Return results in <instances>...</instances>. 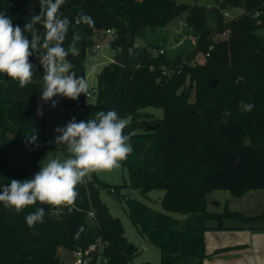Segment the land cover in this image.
<instances>
[{"label": "trees", "instance_id": "obj_1", "mask_svg": "<svg viewBox=\"0 0 264 264\" xmlns=\"http://www.w3.org/2000/svg\"><path fill=\"white\" fill-rule=\"evenodd\" d=\"M233 8L240 13L226 17ZM39 9V0H0V13L22 29ZM60 11L73 21L64 47L72 43L74 32L84 37L76 43L77 54L68 56L78 76L86 78L85 53L99 32L112 30L108 46L123 51V65L110 62L96 74L91 100L85 94L76 100H53L55 105L79 107L85 122L100 111L130 116L124 133L132 134L133 151L121 162L129 182L111 184L93 173L77 186L74 206L37 203L17 212L0 202V264H64L58 245L75 250L97 238L106 244V264H128L137 249L125 237L121 220L100 198L101 189L118 198L125 197L124 187L143 194L163 190V211L125 197L130 222L158 247L160 264H203L207 218H234L250 223L247 228L263 227L258 222L264 212L248 215L227 206L211 212L206 195L213 189H226L234 196L264 189V0H221L210 7L176 0H66ZM82 14L91 16L94 25L75 24ZM176 17L195 37L183 58L170 59L165 52L153 57L150 49L160 45L152 40L133 49L134 38L144 30L165 26ZM42 23L36 25L41 31ZM197 53L203 54V62L191 63ZM30 62L35 75L23 88L18 80L0 74V186L34 176L8 163V134L30 146L48 145L38 108L52 106V101L40 99L43 68L36 55ZM178 67L179 73L167 75V69ZM242 102L254 108L245 112ZM146 106L160 109L161 116L142 111ZM225 111L231 113L227 124ZM33 136L35 143L30 142ZM37 207L45 209L43 222L29 228L26 216Z\"/></svg>", "mask_w": 264, "mask_h": 264}, {"label": "clouds", "instance_id": "obj_2", "mask_svg": "<svg viewBox=\"0 0 264 264\" xmlns=\"http://www.w3.org/2000/svg\"><path fill=\"white\" fill-rule=\"evenodd\" d=\"M66 0H39V14L30 18L23 29L14 25L12 18L0 13V74L18 80L23 88L31 83L35 75V66L30 57L37 56L43 68L40 99L52 101L62 96L76 100L81 94H87L88 83L83 76H78L68 56L76 55V43L84 37L74 32L72 43L64 47L69 27L73 23L64 17L60 9ZM43 21L41 28L36 25ZM94 25L91 16L82 14L75 19V24ZM30 33V35H26ZM43 49V51H42ZM245 112H250L254 105L243 103ZM230 111H225L223 123ZM127 121L115 110L106 113L100 111L86 122L70 120L65 126L57 127L55 137L57 145H66L69 153L64 160L50 159L41 164L40 170L32 178L11 179L7 185L0 186V202L6 208L17 212L39 203L51 206H74L78 197L77 186L85 182L91 173L119 168L132 153L131 133L125 134ZM36 137L30 138L35 143ZM44 207L26 216L29 228L42 223L45 216Z\"/></svg>", "mask_w": 264, "mask_h": 264}, {"label": "rangeland", "instance_id": "obj_3", "mask_svg": "<svg viewBox=\"0 0 264 264\" xmlns=\"http://www.w3.org/2000/svg\"><path fill=\"white\" fill-rule=\"evenodd\" d=\"M177 2L205 5L207 7L217 5L221 0H176ZM240 13L238 8L228 10L226 17L234 16ZM262 33V31H260ZM113 34L99 32L95 36V45L85 53L86 81L88 91L94 94L96 85V74L104 64L112 62L115 55L121 50L110 48L107 41ZM154 41L160 45L165 55L170 59L176 57L183 58L193 46L195 37L191 34L189 28L185 25L181 17H176L165 26L154 30L146 29L142 36L135 37L133 40V49L140 48L148 41ZM95 58V60H93ZM125 60V59H124ZM203 54L197 53L191 63H202ZM180 67L176 70L167 69V75L174 72L179 73ZM188 83L186 81L185 85ZM194 95V86L191 87L188 100L192 101ZM90 100L92 97L89 98ZM44 113V133L46 134L47 146H30L24 140L19 142L13 134L7 135L5 152L8 163L12 166L24 168L27 171L37 173L41 164H46L50 159L64 160L68 158L66 145H57L55 137L59 133L55 132L57 127L65 126L73 118L77 122L81 121V109L76 106L67 107L61 105L40 107L39 111ZM142 111L153 113L160 117L161 110L153 106H146ZM127 123L130 116L123 117ZM30 152V153H29ZM97 177L111 184L128 183V176L125 169L119 168L111 171L103 170L94 172ZM89 174L85 179H91ZM122 194L125 197L137 199L155 210L163 211L160 198L163 190H151L145 194L138 189L131 187L122 188ZM125 197H116L105 189L100 190V198L108 206L110 213L118 217L123 225L125 237L132 242L137 254L128 264H137L139 262L149 261L151 264H160V253L157 246L149 243L133 226L127 214V205ZM207 210L211 212H221L225 206L230 210H237L244 214H257L264 212V189H250L241 196H234L226 189H213L206 195ZM175 217L182 218L184 215L171 213ZM250 223L243 222L234 218L204 220L207 226L204 230V251L205 258L203 264H264V219L258 222L260 228H247ZM57 255L64 264H73L74 252L63 245L57 246Z\"/></svg>", "mask_w": 264, "mask_h": 264}, {"label": "built area", "instance_id": "obj_4", "mask_svg": "<svg viewBox=\"0 0 264 264\" xmlns=\"http://www.w3.org/2000/svg\"><path fill=\"white\" fill-rule=\"evenodd\" d=\"M227 15V12L224 13ZM105 33L113 34L112 30H106ZM225 33H221L220 36H224ZM164 50L160 47H154L150 49V54L155 57L163 53ZM95 60V58H93ZM166 73V71H163ZM92 96L91 92H87L86 97L90 98ZM91 214V212H90ZM106 244L97 238L96 240L86 244L83 247H78L73 250L74 252V262L73 264H106L107 258L104 255V248Z\"/></svg>", "mask_w": 264, "mask_h": 264}, {"label": "water", "instance_id": "obj_5", "mask_svg": "<svg viewBox=\"0 0 264 264\" xmlns=\"http://www.w3.org/2000/svg\"><path fill=\"white\" fill-rule=\"evenodd\" d=\"M112 62L117 63L119 65H123L124 64V54H123V51H120L119 53H117L115 55L114 59L112 60ZM4 78H7V75L6 74H4Z\"/></svg>", "mask_w": 264, "mask_h": 264}, {"label": "crops", "instance_id": "obj_6", "mask_svg": "<svg viewBox=\"0 0 264 264\" xmlns=\"http://www.w3.org/2000/svg\"><path fill=\"white\" fill-rule=\"evenodd\" d=\"M94 60V59H93ZM39 61V60H38ZM86 79V78H85ZM89 92V91H88ZM40 108V107H39ZM39 108H38V110H39ZM42 113H43V109H42ZM43 116H44V113H43ZM249 215H253V214H249Z\"/></svg>", "mask_w": 264, "mask_h": 264}]
</instances>
